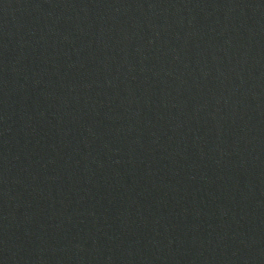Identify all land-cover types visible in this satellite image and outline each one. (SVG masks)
Wrapping results in <instances>:
<instances>
[{
  "label": "water",
  "instance_id": "obj_1",
  "mask_svg": "<svg viewBox=\"0 0 264 264\" xmlns=\"http://www.w3.org/2000/svg\"><path fill=\"white\" fill-rule=\"evenodd\" d=\"M0 264H264V0H0Z\"/></svg>",
  "mask_w": 264,
  "mask_h": 264
}]
</instances>
